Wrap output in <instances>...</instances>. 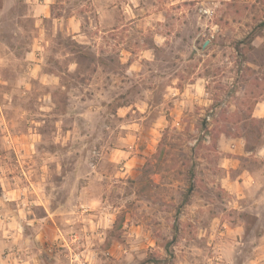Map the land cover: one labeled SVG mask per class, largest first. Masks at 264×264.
Returning a JSON list of instances; mask_svg holds the SVG:
<instances>
[{
  "label": "rangeland",
  "instance_id": "obj_1",
  "mask_svg": "<svg viewBox=\"0 0 264 264\" xmlns=\"http://www.w3.org/2000/svg\"><path fill=\"white\" fill-rule=\"evenodd\" d=\"M262 25L264 0H0V264H264V161L233 192L221 155L264 146Z\"/></svg>",
  "mask_w": 264,
  "mask_h": 264
},
{
  "label": "crops",
  "instance_id": "obj_2",
  "mask_svg": "<svg viewBox=\"0 0 264 264\" xmlns=\"http://www.w3.org/2000/svg\"><path fill=\"white\" fill-rule=\"evenodd\" d=\"M218 1L220 2L223 0ZM236 1L244 2L247 4H256L260 0H226V2L229 3H235ZM46 7L47 6L43 8L46 9ZM215 27L217 26L215 25ZM74 32V34H77V30H75ZM75 37L78 38L79 36L77 35ZM255 43L256 40L253 41V44ZM78 66V63L73 62V68H75L74 70H76ZM251 118L258 120L264 119V101L259 102L254 106ZM221 155L223 159V168L227 170V179H225V181L231 183H229L228 186L231 187V190H233V192L239 191L244 185L254 187L258 183L260 176L256 169H253V171L250 172V170H252L250 166L254 167V163L256 161L259 163H262L264 161V146L254 152L253 150L249 151L244 149L237 143L233 147L225 150L223 153H221ZM243 159H245V162L248 163V168L243 169L245 172L242 176H240L239 179H231L230 175L232 173V169L234 168L236 170L237 168H239Z\"/></svg>",
  "mask_w": 264,
  "mask_h": 264
},
{
  "label": "trees",
  "instance_id": "obj_3",
  "mask_svg": "<svg viewBox=\"0 0 264 264\" xmlns=\"http://www.w3.org/2000/svg\"><path fill=\"white\" fill-rule=\"evenodd\" d=\"M262 26H264V25H262ZM252 40V39H251ZM242 43V42H241ZM162 155V152H161V154L159 155V157ZM192 174H194V170H192L191 169V171H190V175H192Z\"/></svg>",
  "mask_w": 264,
  "mask_h": 264
}]
</instances>
